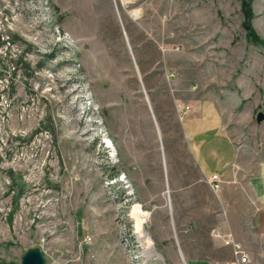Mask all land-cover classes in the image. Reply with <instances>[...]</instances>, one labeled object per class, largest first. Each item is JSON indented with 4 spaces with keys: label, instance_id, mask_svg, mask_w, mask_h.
I'll list each match as a JSON object with an SVG mask.
<instances>
[{
    "label": "rangeland",
    "instance_id": "obj_1",
    "mask_svg": "<svg viewBox=\"0 0 264 264\" xmlns=\"http://www.w3.org/2000/svg\"><path fill=\"white\" fill-rule=\"evenodd\" d=\"M244 3L264 39V0H0V264L31 249L46 264L235 257L210 238L223 187L194 151L210 155L222 124L238 155L224 220L242 210L238 243L258 260L264 49L248 40Z\"/></svg>",
    "mask_w": 264,
    "mask_h": 264
},
{
    "label": "crops",
    "instance_id": "obj_2",
    "mask_svg": "<svg viewBox=\"0 0 264 264\" xmlns=\"http://www.w3.org/2000/svg\"><path fill=\"white\" fill-rule=\"evenodd\" d=\"M205 101L202 99V103L196 104L194 106L190 107V111L186 112L187 117H191V113L193 111L198 110L201 111L204 108V105H206ZM194 121L198 122L199 115L195 114ZM219 139L216 140V142H213V151L210 153V155H206L204 153V149L207 147V145H199L196 146V149L194 150L198 156H200V163H201V171L203 173L204 178L207 180L210 179L214 175H219L222 182H223V192L220 197L221 201V208H222V214H217V222L214 230L219 231H228L231 230L234 233L235 240L237 242H240L241 244L247 245L246 242L241 239L240 233L238 230L244 228V226L240 225L241 219H242V210L236 209V216L235 211L232 207H225L226 208V218L224 220V184L228 183V181L231 180V176L235 177L237 174L235 170L231 169V166L237 161V151L232 143L231 139L228 137V135L224 132V127L222 124L220 134L218 136ZM206 156V157H203ZM226 170H229L227 173ZM224 171L227 173L224 174ZM251 187H252V197L249 198L250 206L252 207L251 215H250V229L253 232L254 236L258 240L264 241V174H261L256 179L251 181ZM205 209H208L209 211L211 208L208 206L205 207ZM230 209V210H228ZM210 238L214 244L215 248H218L220 250H224V243L220 240H217L213 233L210 234ZM182 248V247H181ZM234 253V250H233ZM232 253V255H233ZM248 255V254H247ZM261 255L264 257V253H259V258L257 260L254 253L252 255H248L249 262L244 264H262L260 263V260H263ZM189 264H239L236 260V257H231V259L227 260L224 259V256H215L213 258H201V257H191L189 258Z\"/></svg>",
    "mask_w": 264,
    "mask_h": 264
},
{
    "label": "built area",
    "instance_id": "obj_3",
    "mask_svg": "<svg viewBox=\"0 0 264 264\" xmlns=\"http://www.w3.org/2000/svg\"><path fill=\"white\" fill-rule=\"evenodd\" d=\"M184 109H186L187 112L190 111V107H185ZM208 183H209L210 187L212 188V190L215 193L221 192L223 182H222V180H221L219 175L212 176L210 179H208ZM213 236L217 240L222 241L225 246H229V247L233 248L234 255H235L236 260H237V262L239 264H244V263L249 262V257L247 255V253L242 248L241 244H239L235 240L233 234H231V233H222L219 230H214L213 231Z\"/></svg>",
    "mask_w": 264,
    "mask_h": 264
},
{
    "label": "water",
    "instance_id": "obj_4",
    "mask_svg": "<svg viewBox=\"0 0 264 264\" xmlns=\"http://www.w3.org/2000/svg\"><path fill=\"white\" fill-rule=\"evenodd\" d=\"M243 12L245 15L244 26L246 29H249L250 27H252L254 17L247 3H244ZM263 119V114H259L257 121L261 122L263 121ZM22 264H46V261L44 258V254L40 249H31L23 256Z\"/></svg>",
    "mask_w": 264,
    "mask_h": 264
},
{
    "label": "bare ground",
    "instance_id": "obj_5",
    "mask_svg": "<svg viewBox=\"0 0 264 264\" xmlns=\"http://www.w3.org/2000/svg\"><path fill=\"white\" fill-rule=\"evenodd\" d=\"M142 208L140 206H136L133 209V216L136 219V225H137V233L139 235V238L142 240L144 247L146 249H152L153 248V242L151 240V238L147 235L145 229H144V224L145 221L142 218Z\"/></svg>",
    "mask_w": 264,
    "mask_h": 264
},
{
    "label": "trees",
    "instance_id": "obj_6",
    "mask_svg": "<svg viewBox=\"0 0 264 264\" xmlns=\"http://www.w3.org/2000/svg\"><path fill=\"white\" fill-rule=\"evenodd\" d=\"M247 37L251 44L264 49V39L261 38L253 27L247 30Z\"/></svg>",
    "mask_w": 264,
    "mask_h": 264
}]
</instances>
